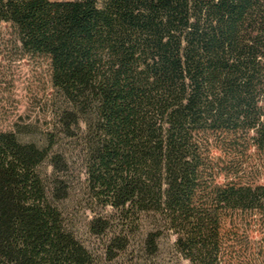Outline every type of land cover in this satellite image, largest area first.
I'll return each mask as SVG.
<instances>
[{
	"label": "trees",
	"instance_id": "trees-1",
	"mask_svg": "<svg viewBox=\"0 0 264 264\" xmlns=\"http://www.w3.org/2000/svg\"><path fill=\"white\" fill-rule=\"evenodd\" d=\"M50 59L108 248L141 228L188 264H264V0H0ZM0 130V264H93L56 205L66 159ZM47 161L51 178L40 167ZM146 227V228H144Z\"/></svg>",
	"mask_w": 264,
	"mask_h": 264
},
{
	"label": "rangeland",
	"instance_id": "rangeland-1",
	"mask_svg": "<svg viewBox=\"0 0 264 264\" xmlns=\"http://www.w3.org/2000/svg\"><path fill=\"white\" fill-rule=\"evenodd\" d=\"M67 103L52 85L50 59L43 54L23 50L14 26L0 24V130L18 133L22 141L45 146L46 136L52 132L56 144L52 151L66 159L67 170L60 173L66 182L67 193L57 201L65 228L90 252L93 264H188L174 248L173 235H161L157 249H145L143 228L133 232L128 246L119 251L108 248L112 231L95 235L89 225L98 214H110L111 208L95 203L87 189L86 175L77 149L65 137L59 122ZM44 179L51 178L47 161L40 167ZM146 228V227H144Z\"/></svg>",
	"mask_w": 264,
	"mask_h": 264
}]
</instances>
